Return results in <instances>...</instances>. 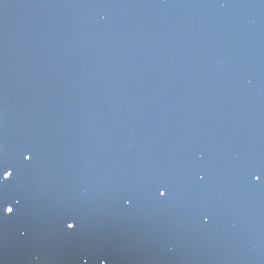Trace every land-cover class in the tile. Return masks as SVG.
<instances>
[{
	"label": "water",
	"instance_id": "1",
	"mask_svg": "<svg viewBox=\"0 0 264 264\" xmlns=\"http://www.w3.org/2000/svg\"><path fill=\"white\" fill-rule=\"evenodd\" d=\"M0 159V264H264V0H0Z\"/></svg>",
	"mask_w": 264,
	"mask_h": 264
},
{
	"label": "snow or ice",
	"instance_id": "2",
	"mask_svg": "<svg viewBox=\"0 0 264 264\" xmlns=\"http://www.w3.org/2000/svg\"><path fill=\"white\" fill-rule=\"evenodd\" d=\"M23 158L26 161H31L32 157L30 154H23ZM14 176V169L11 168L10 165H8L5 161L0 159V209H2V213L4 215H11L15 212L14 207L9 206L7 202V193H6V188L8 185V182L12 179ZM260 175H256L255 179L257 181L260 180ZM157 194L163 198L167 194V189L161 187L158 189ZM66 226L69 229L75 230L77 227V223L74 220H69L66 222ZM101 264H104L102 261Z\"/></svg>",
	"mask_w": 264,
	"mask_h": 264
}]
</instances>
